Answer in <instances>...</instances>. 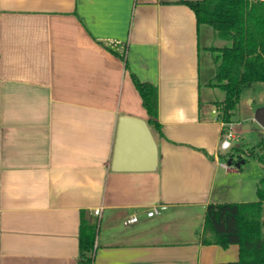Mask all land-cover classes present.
Returning a JSON list of instances; mask_svg holds the SVG:
<instances>
[{"label":"crops","instance_id":"crops-1","mask_svg":"<svg viewBox=\"0 0 264 264\" xmlns=\"http://www.w3.org/2000/svg\"><path fill=\"white\" fill-rule=\"evenodd\" d=\"M217 39L181 0H0V264H80L82 213L93 264L238 261L202 242L209 204L250 201L222 169ZM132 74L158 89L162 135ZM124 116L153 132L144 170L112 168Z\"/></svg>","mask_w":264,"mask_h":264},{"label":"trees","instance_id":"trees-1","mask_svg":"<svg viewBox=\"0 0 264 264\" xmlns=\"http://www.w3.org/2000/svg\"><path fill=\"white\" fill-rule=\"evenodd\" d=\"M181 3L195 13L197 24L209 25L218 39L229 42L217 52V68L213 86L225 92V99L213 103L218 119L232 123L243 90L256 83H264V0H196ZM132 81L138 90L149 124L159 135V97L155 85L141 81L135 74ZM264 141L261 140L246 157H257L264 164ZM240 155L241 148H234ZM259 150V153H258ZM233 153L221 155L222 159ZM246 159L242 157L239 161ZM257 200L209 204L205 212L202 242L228 248L239 247L237 262L224 264H264V178L256 188ZM98 223L81 215L79 235L80 264H93Z\"/></svg>","mask_w":264,"mask_h":264},{"label":"rangeland","instance_id":"rangeland-1","mask_svg":"<svg viewBox=\"0 0 264 264\" xmlns=\"http://www.w3.org/2000/svg\"><path fill=\"white\" fill-rule=\"evenodd\" d=\"M215 43L218 47L230 44L229 42L220 39H217ZM217 55V52H213L212 54V67L210 66L212 76H215L216 74L215 68H217L218 64L216 61ZM202 57L203 72H208L209 70L207 71L206 66L208 59L204 52L202 53ZM213 81L215 82L214 79ZM215 87L216 88H213L212 90V100L220 103L225 98V92L219 86ZM203 92H205V87L203 88ZM204 100L206 106H210L209 101L207 102V99ZM262 106H264V83H256L243 90L240 103L232 118V129L235 134V139L231 141L233 147L231 150L224 152L226 155L233 153V158L227 156L226 159H224L226 163H228V160L230 159L235 163L241 162L242 160L239 161V159H242V157L246 159L240 168H237L235 165L230 168L238 170L240 172V177L245 181L246 189L249 193L247 198H250L248 199L250 201L247 202L257 200V184L260 179L264 178V164L257 157H246L248 152H250L251 149H253L261 140L264 141V128L255 120V113ZM237 144H239V146H236ZM235 147L243 149L241 150L240 155L235 151ZM263 152L264 150L259 153L258 150L260 155H262Z\"/></svg>","mask_w":264,"mask_h":264},{"label":"water","instance_id":"water-1","mask_svg":"<svg viewBox=\"0 0 264 264\" xmlns=\"http://www.w3.org/2000/svg\"><path fill=\"white\" fill-rule=\"evenodd\" d=\"M255 120L264 128V106L255 113ZM155 148L153 132L140 119L121 117L118 124L112 168L115 171L144 170L151 163L150 151ZM145 155H144V154ZM245 161H228L229 166L240 167Z\"/></svg>","mask_w":264,"mask_h":264},{"label":"built area","instance_id":"built-area-1","mask_svg":"<svg viewBox=\"0 0 264 264\" xmlns=\"http://www.w3.org/2000/svg\"><path fill=\"white\" fill-rule=\"evenodd\" d=\"M214 113H216V110H214ZM232 123H224L222 122V126L225 129L222 133V137H221V144H220V150L221 151H229L232 149V140L235 139V134L233 132L232 129ZM229 126V127H228ZM230 166L227 163H224L222 169L223 170H227ZM166 209V206H157L152 208L150 211L147 212V216L148 217H154L156 215L161 214L164 210ZM100 214V210H96L95 211V215H99ZM138 217L137 216H133L131 218H129L125 224H129V223H135L138 222Z\"/></svg>","mask_w":264,"mask_h":264}]
</instances>
